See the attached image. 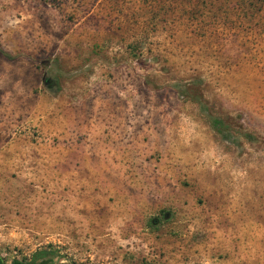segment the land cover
Masks as SVG:
<instances>
[{
    "label": "rangeland",
    "instance_id": "374dc122",
    "mask_svg": "<svg viewBox=\"0 0 264 264\" xmlns=\"http://www.w3.org/2000/svg\"><path fill=\"white\" fill-rule=\"evenodd\" d=\"M0 50L33 63V95L49 77L51 99L124 104L123 177L166 189L125 207L103 176L61 183L41 105L0 146L4 264H264V0H0Z\"/></svg>",
    "mask_w": 264,
    "mask_h": 264
},
{
    "label": "crops",
    "instance_id": "0c3cea01",
    "mask_svg": "<svg viewBox=\"0 0 264 264\" xmlns=\"http://www.w3.org/2000/svg\"><path fill=\"white\" fill-rule=\"evenodd\" d=\"M36 87L33 63L0 54V146L8 143L9 136L13 135L11 128L21 117L26 118L31 127H36L39 121L37 107L42 105L44 134L40 136L46 144L54 139L57 144L55 148L43 146V165L45 170H51V174L58 173L61 183L67 182L69 175H75L76 182L85 174L98 175V179L103 176L105 178L100 183L113 188L117 194L124 192L122 198L129 202L125 207L151 204L154 195L166 191L161 188L157 178H151L153 183L144 185L143 191L139 192L138 186L129 185L131 180L123 177L126 175V166L121 160L130 153V139L128 135L124 136L126 129L123 117L127 111L124 104L116 105L107 101V98L105 102L96 101L94 105L83 101L65 103L60 98H50L54 87L44 86V96L41 93L32 94ZM58 91L59 86L54 93ZM56 102L61 113L58 120L54 121L51 119L52 107ZM34 163L35 168L39 167L40 159L34 157ZM80 181L83 183V179Z\"/></svg>",
    "mask_w": 264,
    "mask_h": 264
},
{
    "label": "trees",
    "instance_id": "16d2710c",
    "mask_svg": "<svg viewBox=\"0 0 264 264\" xmlns=\"http://www.w3.org/2000/svg\"><path fill=\"white\" fill-rule=\"evenodd\" d=\"M0 54L4 55V53L1 50H0ZM42 81L45 87H55L54 80L49 77L43 78ZM210 125L215 129V131L219 135H222V132L220 130L222 123L219 120L214 119V118L210 119ZM55 257L57 258V256H54L53 254H49L46 252H37L32 256V258L28 262L13 261L10 264H39V263L40 264H45V263L46 264H58L61 259L58 258V260L56 259L55 261H53ZM42 260H45V261H42ZM0 264H4V262L1 259H0Z\"/></svg>",
    "mask_w": 264,
    "mask_h": 264
},
{
    "label": "water",
    "instance_id": "95a60500",
    "mask_svg": "<svg viewBox=\"0 0 264 264\" xmlns=\"http://www.w3.org/2000/svg\"><path fill=\"white\" fill-rule=\"evenodd\" d=\"M155 222H156V220H152V222H151V223L154 225V224H155Z\"/></svg>",
    "mask_w": 264,
    "mask_h": 264
},
{
    "label": "flooded vegetation",
    "instance_id": "af4514ba",
    "mask_svg": "<svg viewBox=\"0 0 264 264\" xmlns=\"http://www.w3.org/2000/svg\"><path fill=\"white\" fill-rule=\"evenodd\" d=\"M41 261V260H40ZM42 261H45V260H42ZM54 261V260H53ZM40 264V263H39ZM46 264V263H45Z\"/></svg>",
    "mask_w": 264,
    "mask_h": 264
}]
</instances>
